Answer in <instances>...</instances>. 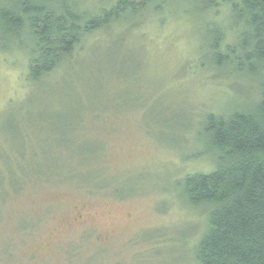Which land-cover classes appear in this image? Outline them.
<instances>
[{
	"label": "rangeland",
	"instance_id": "374dc122",
	"mask_svg": "<svg viewBox=\"0 0 264 264\" xmlns=\"http://www.w3.org/2000/svg\"><path fill=\"white\" fill-rule=\"evenodd\" d=\"M103 1L78 5L94 13L114 0ZM175 8L87 35L33 87L28 53L0 51V264H197L205 220L178 183L212 169L198 158L204 119L257 86L212 64L206 23L221 53L236 44L226 6L205 17ZM31 160L94 179L43 176L13 189L5 171Z\"/></svg>",
	"mask_w": 264,
	"mask_h": 264
},
{
	"label": "trees",
	"instance_id": "16d2710c",
	"mask_svg": "<svg viewBox=\"0 0 264 264\" xmlns=\"http://www.w3.org/2000/svg\"><path fill=\"white\" fill-rule=\"evenodd\" d=\"M79 3L87 2L0 0V51L15 45L28 53L29 86L42 83L54 70L69 65L72 51L87 35L120 28L148 7L157 10L171 5L176 9L177 4L185 3L203 17L219 5L228 8L236 44L221 53V33L213 22L206 23L212 64L230 65L234 74L246 76L257 87L240 92L243 101L227 112L204 119L205 151L198 158L208 159L212 169L209 173H188L178 185L187 205L200 210L205 220L204 230L194 243L197 264H264V0H114L94 13H82ZM65 60L67 65L61 68ZM91 151L94 154L96 147ZM19 156L24 160L21 152ZM80 157L85 161L83 155ZM33 160L5 171L13 189L17 190L19 180L47 181L43 176L68 175L83 182L94 179L91 172L75 174L63 164L58 165L63 172L58 167L48 171V163Z\"/></svg>",
	"mask_w": 264,
	"mask_h": 264
},
{
	"label": "bare ground",
	"instance_id": "6f19581e",
	"mask_svg": "<svg viewBox=\"0 0 264 264\" xmlns=\"http://www.w3.org/2000/svg\"><path fill=\"white\" fill-rule=\"evenodd\" d=\"M95 126V125H94Z\"/></svg>",
	"mask_w": 264,
	"mask_h": 264
}]
</instances>
